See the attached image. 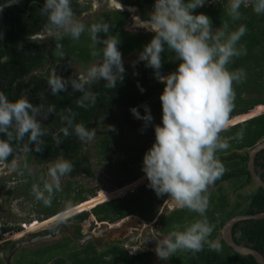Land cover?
Wrapping results in <instances>:
<instances>
[{
  "label": "trees",
  "instance_id": "16d2710c",
  "mask_svg": "<svg viewBox=\"0 0 264 264\" xmlns=\"http://www.w3.org/2000/svg\"><path fill=\"white\" fill-rule=\"evenodd\" d=\"M9 0H0V4ZM37 1V0H33ZM41 4L34 3L31 7L30 16L22 5H13L6 10V24L4 28V37H1L0 23V90L7 96L9 101L15 102L23 95L29 97V101H38L46 107L54 106V112L50 113L48 125L51 130L47 129L46 134L41 138L43 143L39 145H29L32 149L29 153L34 156L37 166L42 163L55 161L62 156L73 164L74 170L69 174L71 177L84 176L95 177L93 158L86 148L90 143H82L74 133L65 137L60 129L67 127L62 121L61 115H68V109L75 113L74 123H83L88 128H95L99 132V127L106 124V118L114 115L115 108L122 111V119L125 123L133 124L136 118L130 109L137 108L139 113L144 112V104L148 107L158 109L159 112L153 121L148 125V131L141 136L125 144L115 135L99 133L97 145L98 165L105 166L110 170L111 175L119 174L126 176L117 185L122 186L137 179L141 174L143 167V157L152 147L150 137H155V125L162 126V105L158 99L164 90V85L154 77L153 69L144 68L139 76L130 74L124 76L122 82H117L115 88L105 87L106 81L101 80L91 85V90L96 93L95 105H89L86 108L79 107L77 104L81 93L74 92L70 87L68 92H60L59 95L53 96L48 87V80L53 71L58 74L59 69H65L70 64L77 62L80 68L87 71L91 64L100 62L103 59L102 43L94 46L88 31H85L79 40H73L70 36L61 34L47 37L39 41L31 40L34 35L48 31L47 16L42 14L41 7L45 0H38ZM141 8L150 3L154 5L155 0H140ZM187 2V0H185ZM203 7L197 8L195 14L203 13L210 17L213 28H222L225 33L235 31L240 25L247 26L246 34L241 37L237 47L246 49V55H241L233 59L226 67L230 72L243 69L246 78L242 82H234L235 92L234 107L230 114L240 116L245 113L254 112L258 106H264V14H257L253 11L252 3L240 8L241 18L233 20L228 15V4L226 1L215 4L211 2ZM73 11L75 12V3L71 1ZM129 4H134L129 0ZM21 6V7H20ZM25 7L27 8L28 5ZM127 13H112L111 19H99L95 22L87 23L85 26L90 27L93 23L107 22L112 25L111 35H114L120 43L119 51L122 53L124 68L126 66L124 59L130 55L141 53L144 47L151 41V33H133L123 30L122 26L127 23ZM2 17H0V22ZM101 40L107 39V35L99 33ZM46 42V43H44ZM62 45L63 57L57 55V45ZM100 52V55L93 57L91 55L93 48ZM162 55L161 74L167 76L176 71L180 61L175 58V54L165 47ZM73 69L61 74L64 78H73ZM59 75V74H58ZM139 85V87H138ZM140 88L144 91L141 92ZM42 96L36 100L37 96ZM45 112L39 117L41 120ZM93 119L95 123H92ZM71 132V129H69ZM242 133V135H240ZM221 136L230 144V147L224 151L216 153L217 158L223 163L226 171L213 186L219 187V194L210 192L208 197L210 201L206 216L211 224L215 225L214 231L209 239L214 241L225 223L236 216H252L264 213V189L257 186L249 172L248 162L250 151L260 142L264 141V114H260L236 123L225 129ZM57 137L62 142L57 144ZM0 139H7L0 134ZM64 142V143H63ZM14 156L8 158L7 163H11L13 158H20L21 153L28 144L27 137L24 141L12 140ZM60 144V143H59ZM41 151H35L36 147ZM29 156V157H30ZM29 158L27 161H30ZM255 168L264 180V150L256 157ZM25 173H29V168H24ZM137 174V175H136ZM17 176L13 175L8 180L0 182V186L5 187L4 181H12ZM26 178L29 180V188L21 194L32 193L33 184H39L43 187V181L46 177L39 178L29 174ZM228 183L234 191L245 190L254 186L247 194H240V200L236 205L231 206L230 202L223 191V184ZM72 183L69 184L67 191H71ZM20 192V191H16ZM96 190H81L71 194L60 195L59 192L52 198V203L64 201L63 207L44 210V217H52L55 214L67 210L77 204L87 201V196H95ZM11 194V193H9ZM15 194V193H14ZM15 195H19L16 193ZM167 195L158 197L149 187L143 185L135 193H130L123 199L109 201L93 212L98 221L117 222L129 215H138L147 222L153 221L158 213L157 205L163 204ZM100 202V203H99ZM104 199H99L94 205L104 203ZM92 209V208H91ZM90 209L86 210L89 211ZM188 214H191V216ZM88 214L85 213L79 218L86 219ZM202 219L199 214L191 212L188 209L173 211L169 215H162L160 223L163 226V232L169 234L174 230H184L185 226L190 225L195 220ZM179 225V229L176 226ZM19 228V227H17ZM12 227H1L0 231L7 233L12 231ZM233 237L237 244L250 246L264 255V219H251L237 223L233 228ZM222 250L219 252L211 251L206 244L203 251L193 254L189 251H177L170 258V264H258L252 256H242L235 253L225 241L221 238L219 243ZM150 253L146 255L130 256L124 248L118 246L112 250L106 251L105 256H97L92 247L76 252L71 257L74 264H152L149 259Z\"/></svg>",
  "mask_w": 264,
  "mask_h": 264
},
{
  "label": "clouds",
  "instance_id": "9594fccd",
  "mask_svg": "<svg viewBox=\"0 0 264 264\" xmlns=\"http://www.w3.org/2000/svg\"><path fill=\"white\" fill-rule=\"evenodd\" d=\"M205 3L206 0H155L150 18L142 22L147 26V30L155 35L139 54L138 59L146 62L145 66L153 69L154 77L164 85L160 96L162 126L154 127L155 143L143 157L142 171L146 174L149 187L158 197L167 195L175 206L188 209L202 217L185 226L184 230H174L166 238L157 241L155 252L157 258L163 261L168 260L177 251L199 253L206 244L211 251L222 250L218 242L209 239L215 225L211 224L206 216L210 205L206 193L209 186L226 171L216 153L230 147L221 133L226 129L234 107L233 84L246 78L243 69L230 72L226 66L234 58L246 55V49L238 48L237 45L246 34L247 26L240 25L231 33L213 29L210 17L203 13L193 14ZM242 5L247 6V0H230L228 15L233 20L241 18ZM253 11L264 14V0H253ZM41 12L47 16L46 28L49 32L62 31L73 40H79L81 35L88 31L94 46L98 43L104 45L102 61L88 68L86 74L76 78H64L53 71L48 80L51 95L67 93L70 87L74 92L81 93L77 101L79 107L95 105L96 93L91 90L92 84L104 80L105 87L115 88L117 82L124 79L125 68L122 53L118 49L120 40L109 34L112 25L99 22L86 28L85 24L76 18L71 0H45ZM99 33L106 34L107 39L101 40ZM165 47L180 61L176 71L167 76L162 75L160 71L163 67L161 54ZM57 55L63 57L62 45H57ZM91 55L95 57L100 55V52L94 47ZM140 91L143 92L144 89L140 88ZM143 107V116L137 108L130 111L136 119L143 120L147 127L154 118L149 107ZM53 112L54 106H49L44 119ZM40 114L41 106L33 105L27 95L12 102L0 92V134L7 137L6 140L0 139V164H6L8 158L14 156L15 150L11 143L13 139L24 141L27 137L25 150H32L28 145L43 143L41 138L47 129L37 118ZM75 115L71 109H68V115H61L67 127L61 128L60 132L65 137L74 133L82 143L94 140L95 128H88L83 123H74ZM109 130L115 131L114 126H109ZM56 142H61L58 137ZM34 150L41 151L38 146ZM16 162L14 157L11 165L14 167ZM73 170V164L63 156L50 162V180H44L42 188L39 184L32 186L35 198L42 201L46 207L51 206L55 193L61 190V179ZM139 182L141 180L136 184ZM126 185L128 184L124 186ZM134 188L132 187L130 193L137 190ZM37 221L41 222H25L18 229L31 232L28 227ZM23 224H27V228H23ZM179 227L176 226L177 229ZM12 232L18 231L1 232L0 236Z\"/></svg>",
  "mask_w": 264,
  "mask_h": 264
},
{
  "label": "flooded vegetation",
  "instance_id": "af4514ba",
  "mask_svg": "<svg viewBox=\"0 0 264 264\" xmlns=\"http://www.w3.org/2000/svg\"><path fill=\"white\" fill-rule=\"evenodd\" d=\"M11 1L12 0H9L7 2H4L3 4H0V7L3 5H6L8 2H11ZM71 1H74V3H75V7H76L75 10L76 11L74 13H75L76 18H78L79 20L82 19V22L85 25L87 23L95 22V21L102 19V18H106L107 20H110L112 13H121V14L127 13L128 14L127 23L124 26H122V28H123V30L129 31V32H133V31H130L129 29H127V25H128V22H130V19L131 20L134 19V21H135L134 25L135 24L136 25H139V24L144 25L142 22L147 21L150 18L149 14L153 11V6H154V5L151 6L150 3H148L145 5V9H143V8H141L140 0H133L135 2L134 4H129L128 3L129 0H108L106 7L102 8V10H100L95 17H92V19H88L87 17L90 18L92 16V12L94 11V9L98 8V6L95 5V1L100 6V4L103 2V0H71ZM34 3L41 4L38 0L37 1L25 0L22 4H19V5H22V9L26 10L28 16H30L31 7ZM208 3H209L208 5H210V2H208ZM25 5L26 6L28 5V7L26 8ZM134 12H136V14H134ZM0 17H2L1 13H0ZM0 23H1V35H2V26H3L2 20ZM45 33L48 34L51 32H49V31H44L43 33L41 32L38 35H34L31 38V40H36L41 35H44ZM61 33H62V31L59 32V34H61ZM133 33H138V32H133ZM137 54H140V53H137ZM134 55H136V54H134ZM74 63L78 64L77 62H74ZM95 63H93V64H95ZM143 64L144 65H143V67H141L142 68L141 71L139 73H132V75L139 76L141 74L142 70L144 68H147L145 66V63H143ZM79 67H80V65H79ZM71 70L72 69H67V67L63 70L61 68V70L59 69L58 74L61 76V74L63 72H65V71L69 72ZM73 71H74V69H73ZM124 76L128 77L129 75H127L125 72ZM40 97H42V96L41 95L37 96L36 100H38ZM28 99H29V97H28ZM31 103L33 105L41 106L40 116H42L44 112L45 113L47 112L48 107H46L42 103H39L38 101H36V102L32 101ZM117 113H122V111H120L119 108H115V112H114L113 117H115L117 115ZM40 116H38V119ZM49 119H50V114H48L47 119H44V117H42L41 123L44 127L51 130V128L48 125ZM45 121H46V123H44ZM92 123H95L94 119H93ZM123 123L126 124L125 122H123ZM61 143L62 142H60V144H58V145L60 146ZM28 147H29V145H28ZM30 151L31 150H25L24 149L23 152L21 153L22 155L20 156V158L16 159L17 162H16L14 167L11 165V163L0 164V167H3V169H5V171L10 172L11 175H17L12 179V181H4L5 187H7L6 188L7 189L6 190L7 195H12V196L14 195V192H13L14 189L11 190L10 186H11V184L17 183V181L24 180L26 187L29 188L28 183L30 180L26 177L30 173L33 174L34 176L39 177V178H44V176H46L44 174L45 173L44 168L48 169V164L42 163L40 166H37V162L35 160V157L29 155ZM62 156H63V153H62ZM29 158H31V160L27 161ZM24 168H29L30 172L25 173ZM109 172H110V170H109ZM94 178H96V177H94ZM3 180H7V178L3 179ZM2 181H0V182H2ZM134 181L135 180H133V182ZM103 186L106 189L108 188L107 185L103 184ZM113 186H114V188L108 190L110 195H113L117 192L118 193L121 192L119 190H121L124 187V185L118 186L117 183H114ZM135 192L136 191H134L133 193H135ZM9 193H11V194H9ZM128 195H129L128 193H125L124 196L112 197L111 199L105 201L104 203L95 205L94 208L90 209L89 211H86V210H88V209H85L87 206L94 205V203L96 201L101 199V197H100L98 199H94V200L90 201L91 199H93L97 196V190H96L95 196L94 197L91 196V198L89 199V202L87 200V201H84V202H87L85 204H83L84 202H82L80 204H77L76 206H73L67 210H64V212H65V211L71 210L72 208L74 209V208L78 207L76 209L78 211V213H76V214H74V215H72L66 219L57 221L58 222L57 225H54L53 227H48L49 223L45 220H48L51 218V217H49L47 219L42 220L45 222H42V221L36 222L34 225L30 226L28 228L29 231H33V230L37 229V231H35V232H37V234L35 236H32V237L29 236L30 233H34V232H28L27 230H20V229H15V231H18V232L9 234V236H7L6 234H2V236H0V264H24L21 261L23 257H28V258L30 257L33 259V260H30V258H29L27 264H74L71 257L74 256L76 252H79V251H82L86 248L92 247L93 251H95V254L97 253V256L98 255L99 256H102V255L105 256L106 251L112 250V248H114L116 246H118L120 248H124L130 256L146 255L147 253H150V255L148 257L151 260L152 264H160V263H156L153 260H155V256H156L155 248L157 245V241L164 239L169 235V234H165L163 232V226L160 223V217L162 215L166 216V214H164V213L161 214L160 211L158 210L156 218L151 222H147V221L143 220L138 215H129V216H126L125 218H123L121 220H118L117 222L98 221L96 216L94 215L93 211L96 208H98L99 206H101V205H103L109 201H112V200H116V199H120V198L123 199L124 197H126ZM17 196H19V195L13 196V200H12V202L15 205H19V203H21V201H19L21 198L17 197ZM88 196H90V195H88ZM169 200L170 199H168V196H167V199L163 204H166L167 208L170 209L171 206H170V204H168L169 202H167ZM81 204H83V205L81 206ZM11 206H13V205H11ZM172 210L177 211V210H181V208L175 207ZM173 211H171L170 213H172ZM59 213L61 214V212H59ZM59 213L54 215V216L57 215V217H55L56 219L61 216V215L58 216ZM85 213L88 214V217L86 219L82 220L81 218H79V216H81ZM169 214H167V215H169ZM54 216H52V217H54ZM89 216L91 218H89ZM129 218L130 219L136 218V220H138V222H140L141 225H140V229L136 228L135 230H133V232L131 233L132 237L130 238L129 241L126 240L123 243V245H121V243H119V242L116 243V242L106 240V239L102 240L103 237H100L102 235V232L99 231L98 234H100V235L97 236L96 233L98 232L99 229L94 230L96 227L93 228V225L95 226L97 224H99V225L101 224L102 225L101 228L104 225H110V227L112 226L111 229L112 228H118L120 226L119 225L120 221L129 219ZM56 219H54V220H56ZM37 220H39V219H37ZM89 220H91V224L88 226V229L87 230L82 229L83 224ZM74 221H77L79 224L76 222L74 224L73 223ZM51 224H54V223H51ZM41 226H43V227H41ZM140 231L146 232L147 235H145L144 233H139ZM17 233H19V235L15 236L16 237L15 238L14 235H16ZM146 236L149 240L152 241L151 243L145 244V242L143 241V238H146ZM221 238H222V235H221ZM30 240H32V241L34 240V242L29 243L28 245L24 246V243L28 242ZM119 240H121V239H119ZM213 242L220 243V241H217V239H215ZM170 258L168 260H165V262H163V263L161 261V264H170V261H169Z\"/></svg>",
  "mask_w": 264,
  "mask_h": 264
},
{
  "label": "rangeland",
  "instance_id": "374dc122",
  "mask_svg": "<svg viewBox=\"0 0 264 264\" xmlns=\"http://www.w3.org/2000/svg\"><path fill=\"white\" fill-rule=\"evenodd\" d=\"M223 1H226L228 5L230 3V0H215L214 3L217 4L218 2H223ZM107 3H108V0H103V2L99 6L97 4V2L95 1V5L98 6V8L94 9V11L92 12V16L90 18L89 17H87V18L92 19V17H95L98 14V12L100 10H102V8L106 7ZM251 3H252V0H247V5H249ZM207 4H209V3L207 2ZM134 14H136V12H134ZM80 21L82 22V19ZM134 23H135L134 19L133 20L130 19V22H128V25H127V29H129L130 31H133V32H140L143 34L151 33L153 36L155 35L153 32H150L147 30L146 25H140V24L134 25ZM213 29L224 30L222 28H213ZM59 32H61V31H55V32H51L48 34L45 33L44 35H41L39 37L40 38L39 41L45 40V39H47V37L55 36V35L59 34ZM44 43H46V42H44ZM138 57H139V54H136V55H130L124 59L126 65L129 67V70L125 71L127 75H130L132 73H139L142 69L141 67H143V65H144L143 63H146L144 61H140L138 59ZM96 63H99V62H96ZM92 65H94V64H92ZM67 69H74V71H73V77L74 78H76L80 75L86 74V71L81 69L79 67V65L76 63H72L70 66H67ZM147 69H149V68L147 67ZM155 101H160V97L154 101H151V103H153ZM145 105L148 106L149 104H145ZM143 109H145V108L143 107ZM149 109H150L151 115L153 116V118H155L157 116L159 110L155 109V108L153 109L150 107H149ZM260 114H264V106H258L254 110V112L245 113V114H242V115L237 116V117L233 116L229 119V123L226 126V129L233 126L236 123H240L244 120H247L249 118H252V117L260 115ZM140 115L143 116L145 114H144V112H141ZM106 121L107 122L105 125H101L99 127V132H96L95 139L92 140L91 142H89L90 145L88 146V148H86V152H88L90 154V156H92V158H93L92 159L93 163H94L93 167H94V171H96L95 172L96 178L84 177V176L71 177L68 174L61 179V190L58 191L60 195H66L67 192H71V194H74V193L79 192L81 190V188L84 190H87V191L96 189L97 190V196L94 199H98L101 197V199H104V201H107V200L111 199L112 197L124 196L126 191H128V194H130V191H132V187H135L134 189L137 188V190H138L142 187V184L149 185V181L147 180L146 174L144 173L138 177L139 179L137 181L141 180V182H139L138 185L136 184L137 181H135L134 183L132 181V183H128V185L124 186L121 190H119L121 192H119V193L117 192L113 195L109 194L108 190L114 188V186H113L114 183L118 184L126 176L121 175V174H119L117 176H112L110 174L108 168H105L104 166L97 164L96 160H98V155L96 153V151H97L96 143L98 142V140L100 138L99 133L103 132L104 134L115 135L117 138L122 140V142H124L125 144H128L131 141L138 138L139 136H141L143 133L147 132L148 126L145 127L144 121L139 120V119H136V122L133 124H128V125L124 124L123 122H125V121H123L121 113H117V115L115 117L106 118ZM109 126H114L115 131L109 130ZM150 140L152 141V145H153L155 143V137H150ZM262 142H264V141H262ZM44 171H45L44 174L46 175L45 176L46 179L50 180V177L48 176V169L44 168ZM10 175H11L10 172H7V171H5V169H3V167H0V181H2L3 179H6V178H7V180L10 179L13 176V175H11V176ZM144 177H145V179H144ZM70 183H72L73 186L71 187V191H67ZM103 184L107 185L108 188L106 189L103 186ZM133 184H134V186H133ZM129 187H131V188H129ZM219 187L220 186H213V185L209 186L208 192L206 193V195L208 196L210 192H213L214 194L215 193L219 194V192H218ZM253 187L254 186H250L243 191L242 190L234 191L233 188L229 187L228 183H224L223 184V191H224L225 195L227 196V198L230 202V205L233 206V205H236L238 203V201L240 200V197H239L240 194H243V195L247 194ZM6 188L7 187H4L3 185L0 186V228L4 227V226H6V227L9 226V227H12V229H13L12 231H15V229H18L17 227H20L22 223H25V222L29 223V222H32V221L37 220V219L42 221V220L48 218L46 216L44 217V215L42 214V212L44 210L48 211L49 209H54V208L59 209V208L63 207L62 204L65 203L64 201L58 200L57 203L56 202L51 203V206L46 207L42 201H38L35 198L33 193H30V194L25 193L26 195L21 194L22 191L23 192L27 191L25 181L21 180V181H17V183L11 184V186H10L11 190L14 189L13 192L15 194L16 193L19 194V196H17V197L21 198L19 200V201H21V203H19V205H15L12 202L13 196H15V194L13 196L7 195L6 194V190H7ZM16 191H20V192H16ZM58 192H56L55 195H57ZM133 192H134V190H133ZM90 198H91L90 196H87L88 201ZM168 199H169V197H168ZM167 202H169L168 204H170V206H171L170 209L167 208L166 204L157 205L161 214L164 213L167 215L171 211H173L172 209L177 207V206H175L174 202L171 199ZM84 203H87V202H84ZM83 204H81V205H83ZM11 205H13V206H11ZM94 206L95 205H90V206H87L85 209H91ZM77 208L68 210L66 212H62L61 214H59L61 216L57 219L55 218V217H57V215H56L55 217H52V218L46 220L49 223V224L47 223L48 227H53L54 225H57V223H58L57 221L66 219V218L78 213V211L76 210ZM189 215L191 216V214H188V216ZM195 215H196V213H195ZM89 218H91V217L89 216ZM54 219H56V220H54ZM75 222L78 223L77 221H74L73 223L75 224ZM51 223H54V224H51ZM90 224H91V220L87 221L86 223L83 224L82 229L87 230L88 226ZM119 225L120 226L118 228H112L111 229L112 226L110 227V225H104L101 228L102 225L97 224L95 226L93 225V228L96 227L94 230L99 229L98 232L96 233L97 236L100 235V234H98L99 231L102 232V235L100 236V237H103L102 240L106 239V240H110V241H113L116 243L119 242V243H121V245H123V243L126 240L129 241L130 238L132 237L131 233L133 232V230H135L136 228L140 229L141 223L138 222V220H136V218H134V219L129 218V219L120 221ZM41 227H43V226H41ZM35 231H37V229L31 231L34 233H30L29 236L30 237L35 236L37 234V232H35ZM1 232L2 231H0V235H1ZM12 233H10V234H12ZM139 233H144L145 235H147L146 232L140 231ZM7 236H9V235H7ZM119 239H121V240H119ZM34 240L33 241L30 240L28 242H25L24 246L28 245L29 243H33ZM143 241L145 242V244L146 243L149 244L152 242L151 240H149L147 238V236H146V238H143ZM217 241H221V233L218 235ZM29 258L23 257L21 261L24 264H27ZM30 260H33V259L30 258ZM153 261H155L156 263H160V264H161V261H162V263L165 262V260L163 261V260L158 259L157 255L155 256V260H153Z\"/></svg>",
  "mask_w": 264,
  "mask_h": 264
},
{
  "label": "water",
  "instance_id": "95a60500",
  "mask_svg": "<svg viewBox=\"0 0 264 264\" xmlns=\"http://www.w3.org/2000/svg\"><path fill=\"white\" fill-rule=\"evenodd\" d=\"M25 0H12L11 2H8L6 5H3L0 7V13L2 16V35L1 37H4V27L6 24V9L13 5H19L22 4ZM0 92H2L0 90ZM38 118V116H37ZM46 123V121L44 122ZM264 150V142H261L257 144L249 154V162H248V169L251 174V177L254 181V183L264 189V180L260 177L259 173L257 172L255 168V160L257 155ZM251 219H264V213L252 215V216H236L232 219L228 220L225 225L222 228L221 234L222 238L225 241V243L232 248V250L242 256H252L258 264H264V255H262L260 252L256 251L250 246H244L239 245L235 242L233 237V228L234 226L245 220H251Z\"/></svg>",
  "mask_w": 264,
  "mask_h": 264
},
{
  "label": "built area",
  "instance_id": "2783aa9c",
  "mask_svg": "<svg viewBox=\"0 0 264 264\" xmlns=\"http://www.w3.org/2000/svg\"><path fill=\"white\" fill-rule=\"evenodd\" d=\"M22 226H23V228H27V224H23ZM6 235H9V234H6ZM18 235H19V233H17V234L14 235V236H18Z\"/></svg>",
  "mask_w": 264,
  "mask_h": 264
},
{
  "label": "bare ground",
  "instance_id": "6f19581e",
  "mask_svg": "<svg viewBox=\"0 0 264 264\" xmlns=\"http://www.w3.org/2000/svg\"><path fill=\"white\" fill-rule=\"evenodd\" d=\"M137 185H138V184H137ZM135 186H136V185H135ZM95 198H96V197H95ZM92 200H94V198L91 199V201H92ZM88 202H89V201H88ZM84 204H85V203H84ZM97 205H98V204H97ZM81 206H82V205H81ZM93 208H94V207H93ZM72 209H73V208H72ZM63 212H64V211H63ZM65 212H66V211H65ZM79 212H80V211H79ZM61 213H62V212H61ZM59 214H60V213H59ZM59 214H58V215H59ZM54 217H55V216H54ZM51 218H52V217H51ZM45 221H46V220H45ZM37 222H38V221H37Z\"/></svg>",
  "mask_w": 264,
  "mask_h": 264
}]
</instances>
